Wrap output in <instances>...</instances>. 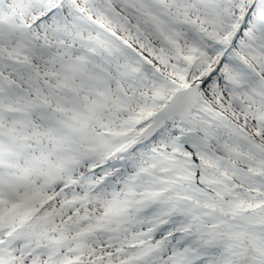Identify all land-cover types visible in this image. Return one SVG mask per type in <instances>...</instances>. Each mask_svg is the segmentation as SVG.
I'll list each match as a JSON object with an SVG mask.
<instances>
[{
  "label": "snow or ice",
  "instance_id": "6c2138e0",
  "mask_svg": "<svg viewBox=\"0 0 264 264\" xmlns=\"http://www.w3.org/2000/svg\"><path fill=\"white\" fill-rule=\"evenodd\" d=\"M0 264H264V0H0Z\"/></svg>",
  "mask_w": 264,
  "mask_h": 264
}]
</instances>
